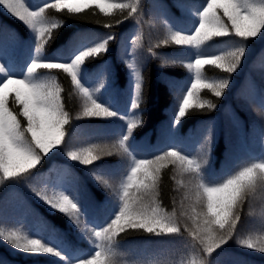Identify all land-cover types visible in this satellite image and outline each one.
I'll list each match as a JSON object with an SVG mask.
<instances>
[{
  "label": "snow or ice",
  "instance_id": "1",
  "mask_svg": "<svg viewBox=\"0 0 264 264\" xmlns=\"http://www.w3.org/2000/svg\"><path fill=\"white\" fill-rule=\"evenodd\" d=\"M106 3L107 0H49L33 7L29 0H0V7L32 31L36 39L33 58L23 75L18 74L0 52V185L6 182L28 184L49 209L68 218L93 250L68 255L45 238V232H55V229L43 220H39L40 228L35 235L21 228L0 227V240L16 250L50 254L71 264H120L119 241L130 232L157 237L186 236L194 253L186 264H213L212 255L232 240L244 248L264 253V236L241 235L238 228L245 204L250 206L257 196L264 199V154L235 170L210 175L206 166L213 150V134L209 128L195 152L173 142L151 159L137 158L130 141L134 130L142 123L138 116L121 117L127 122L126 133L111 144L74 147L70 146L71 137L65 141V126L70 125L73 117L65 110L63 89L56 76L44 73L62 72L70 78L82 104L77 119L120 115L96 98L105 86L104 78L94 88L86 86L81 78L82 69L90 60L108 53L115 34L91 42L80 40L69 60L44 59L46 46L66 22L63 18H53L50 11L84 18L85 7L78 5H95L106 17L117 10L122 19L104 24L108 29L140 17L141 0H123L107 7ZM175 7L181 16L194 17L193 24L184 29L177 26L180 21L174 22L175 27L164 21L166 33L145 49L151 55L157 54L155 49L169 45L191 50L187 63L175 59L166 61L181 63L192 77L175 105L173 128L193 112L217 107L214 100L202 99L201 91L207 89L215 98H221L230 85L231 74L237 71L246 55L247 44L264 36V0H201L200 3L177 0ZM3 32L0 28V34ZM225 37L232 38V42L217 46L216 41ZM213 46L217 47L216 52L205 50ZM126 55L129 59L125 63L135 80L131 108L137 110L143 103L144 81L140 72L143 53L132 50ZM206 67L227 76L210 80L205 75ZM10 97L15 110L9 106ZM61 146L67 149L65 155L69 160L85 166L94 165L103 156L113 153L126 157L129 162L119 181L93 172L97 182L109 189L117 200L112 216L105 223L88 219L75 178L69 171L50 181L51 188L34 185L42 161ZM167 165L173 166L172 178L180 193L179 202L173 198L171 211L161 203V170Z\"/></svg>",
  "mask_w": 264,
  "mask_h": 264
},
{
  "label": "trees",
  "instance_id": "2",
  "mask_svg": "<svg viewBox=\"0 0 264 264\" xmlns=\"http://www.w3.org/2000/svg\"><path fill=\"white\" fill-rule=\"evenodd\" d=\"M34 3H47L49 0H33ZM177 0H141L140 17L128 19L123 23L108 29L106 23H115L121 18L117 10L111 16H104L95 5L85 7L84 18L68 17L55 10L50 15L55 19H65L64 26L55 34L45 48L44 59L69 60L80 40L93 41L110 33L115 39L109 45L107 54L90 60L82 69L81 78L86 86L94 88L101 78L106 80L105 86L96 94L99 102L108 105L120 115L109 118L77 119L81 111V101L73 88L70 78L60 73H44L55 75L61 85L65 110L73 119L66 125L67 142L71 137L70 146L88 147L90 144L107 145L118 140L126 133L127 122L122 116H138L142 123L134 130L130 145L137 158L151 159L153 154L166 149L170 143H178L186 150L195 152L203 143L207 130L213 134V150L206 166L210 175H220L231 169H224L225 163L235 158L238 167L264 154V36L250 41L246 46V55L237 71L231 74L230 85L221 98H215L209 90L201 91L202 99H212L217 104L215 109L206 112H193L186 116L182 123L174 128L175 137L169 136L167 126L173 119L178 98L189 86L191 77L189 71L181 63H166V61H184L189 51L175 45L155 49L156 55L145 52L147 46L155 44L165 32L164 21L189 26L192 20L181 17L174 6ZM123 0H107L105 6ZM184 2V0H180ZM200 3L201 0H195ZM0 52L8 59L18 74L31 62L36 43L28 29L0 7ZM232 38H219L216 45L223 47L231 43ZM135 50L143 53L140 72L143 77L141 108H131L134 96V75L125 61L129 59L127 51ZM216 52L217 47L205 49ZM208 79L214 80L227 74L212 68H205ZM9 106H16L9 100ZM167 131L162 148L153 147L157 139L162 138V132ZM202 135V136H201ZM199 138L197 139V137ZM143 137L150 142L151 151L142 153L138 147ZM175 138V139H172ZM244 144V145H243ZM63 146L53 150L42 161V166L33 181L36 187L53 185L57 175L63 169L69 171L75 178L76 188L88 211V219L105 223L114 211L117 200L112 192L103 187L93 176H105L117 181L123 179L127 170L126 157L113 153L102 157L94 165H82L69 160ZM239 151V152H238ZM238 152V153H236ZM234 169V170H235ZM175 175L172 165L161 170V203L166 210L171 211L173 198L179 202L180 193L176 190ZM249 207L252 211L249 212ZM39 220L52 225L55 232H45V238L61 248L68 255L65 243L81 252L92 246L79 230L58 212H54L41 201L26 183H8L0 185V227L21 228L35 235L39 230ZM94 226V225H93ZM241 235L252 234L264 236V199L260 196L247 203L238 225ZM61 241L62 244H59ZM120 264H186L191 258L193 248L189 240L178 236H152L141 232H130L122 235L117 249ZM213 264H264V253L244 248L235 240L229 241L222 249L211 257ZM71 264L50 254H29L14 249L8 243L0 240V264Z\"/></svg>",
  "mask_w": 264,
  "mask_h": 264
},
{
  "label": "rangeland",
  "instance_id": "3",
  "mask_svg": "<svg viewBox=\"0 0 264 264\" xmlns=\"http://www.w3.org/2000/svg\"><path fill=\"white\" fill-rule=\"evenodd\" d=\"M29 3L33 6V7H36V6H39V5H41L40 3H34V1L33 0H29ZM176 3H177V1H175L174 2V6L176 5ZM1 9L4 11V12H6V10H4L2 7H1ZM176 9H177V11H178V13H179V15L181 16V14H180V10L176 7ZM7 13V12H6ZM8 14V13H7ZM8 15H10V14H8ZM11 16V15H10ZM12 17V16H11ZM181 17H184V18H186V19H191L192 20V24H193V21L195 20V18L194 17H192V16H187V15H185V16H181ZM14 18V17H13ZM14 19H16V18H14ZM16 20H18V19H16ZM19 21V20H18ZM168 22V21H167ZM169 24H172L171 22H168ZM174 25V24H173ZM25 26V25H24ZM174 27H175V25H174ZM179 27V26H178ZM27 28V27H26ZM28 29V28H27ZM186 29V28H185ZM177 30H179V28H177ZM28 31L30 32V34L33 36V37H35V34L32 32V31H30L29 29H28ZM167 31V29L165 28V32ZM188 51L190 52L191 50H189L188 49ZM189 58H190V54H189V57L184 61V63H187V62H189ZM189 71V70H188ZM189 74L191 75V73L189 72ZM167 130H168V132L170 133V134H173L174 133V128H173V119L171 118V120H170V122H169V124H168V126H167ZM202 136V135H201ZM141 144L142 145H144V146H147V145H149V141H148V139L147 138H144L142 141H141ZM228 167V166H227ZM60 174H62V173H60ZM67 249H70V244H68L67 245ZM90 251H92L93 250V246H91L90 247V249H89ZM89 251V252H90ZM77 251L76 250H74V251H72V254L73 253H76ZM85 253H87V252H85Z\"/></svg>",
  "mask_w": 264,
  "mask_h": 264
}]
</instances>
